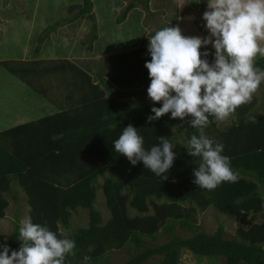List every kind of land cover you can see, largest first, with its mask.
<instances>
[{
	"label": "trees",
	"instance_id": "trees-1",
	"mask_svg": "<svg viewBox=\"0 0 264 264\" xmlns=\"http://www.w3.org/2000/svg\"><path fill=\"white\" fill-rule=\"evenodd\" d=\"M82 2L81 6L71 4L76 14L69 19L67 32L61 34L68 39L66 52L56 47V54H81L87 56L88 63L77 64L67 58L48 60L42 68L41 60L2 63L26 84L31 85V76L38 78L45 73L62 76V84L59 94H48L46 114L0 129V218L9 206L6 195L18 185L33 223L46 225L59 238L75 241V255L68 256L65 264H103L101 260L111 251L124 247L127 259L115 264H142L155 256L158 264H180L182 250L192 253L197 262L264 264V220L252 223L249 219L250 213L264 209V110L255 111V96L235 111L229 124L221 126L213 121L205 129L209 138L224 145L222 154L230 158L238 181L225 182L213 191L197 187L194 169L200 158L187 152L191 136L199 134L190 127L191 117L172 119L169 113L149 123L148 116L154 115L152 107L162 106L148 98L151 81L147 86L137 84L132 72L110 76L93 66L98 55L116 48L112 49L115 44L103 47L106 36L94 32L93 43L85 48L83 41H74L83 15L87 14L93 31H104L92 22L95 0ZM14 8L11 1L3 18L11 19ZM142 14L131 2L118 19L127 17L129 24L139 23ZM73 46L78 53L71 52ZM112 52L105 58L111 60ZM116 53L118 62H125L124 52ZM255 65L264 70V56L256 57ZM130 124L143 137L146 150L158 145L159 137L169 139L176 158L165 174L167 179L144 168L142 162L133 166L125 156L115 153L113 141ZM98 186L110 212L107 220L94 205ZM12 198L17 199L15 195ZM209 206L240 223L234 236L226 238L221 224L213 232L200 229L198 212ZM130 208L136 211L132 216ZM83 209L88 211L87 226L71 228L73 213ZM19 227L16 217L11 234H0V244L19 250ZM86 255L91 257L89 261L84 260Z\"/></svg>",
	"mask_w": 264,
	"mask_h": 264
},
{
	"label": "clouds",
	"instance_id": "clouds-1",
	"mask_svg": "<svg viewBox=\"0 0 264 264\" xmlns=\"http://www.w3.org/2000/svg\"><path fill=\"white\" fill-rule=\"evenodd\" d=\"M203 14L209 36H185L179 27H165L148 36L151 60L146 62L150 85L148 98L154 115L147 120H159L166 114L172 119L191 117L190 127L198 130L187 144L191 157L200 158L194 169L193 183L213 191L225 182L238 181V173L223 155L224 145L209 138L205 129L214 121H226L242 105L251 103L253 95L264 82V70L256 67V57L264 56V0H207ZM119 12V8H113ZM211 45L215 49L213 63L201 52ZM213 119L210 120L209 118ZM150 150L133 125L125 127L113 141L115 153L125 156L135 166L167 179L176 154L166 137ZM163 179V180H164ZM19 250H10L0 244V264H65L68 256L75 255L73 239L59 238L46 225L33 223L31 217L20 221ZM9 252L11 254L9 255ZM91 257L85 256L89 261Z\"/></svg>",
	"mask_w": 264,
	"mask_h": 264
},
{
	"label": "rangeland",
	"instance_id": "rangeland-1",
	"mask_svg": "<svg viewBox=\"0 0 264 264\" xmlns=\"http://www.w3.org/2000/svg\"><path fill=\"white\" fill-rule=\"evenodd\" d=\"M11 1L14 2L15 6L13 11L10 12L12 18L4 19L3 16L8 15V12L4 9L7 8ZM187 1L194 9L200 8V15L208 10L207 0ZM131 2L135 4L137 10H141L143 13L139 23L129 24L127 17L119 21L121 14L124 13V10ZM71 4H79L81 6L83 2L82 0H0V129L29 121L41 114H46L41 112H44L46 106L50 103L47 101L48 94H50V91L59 94L60 85L62 84V76L54 74L49 77L46 73L41 77L39 76L40 78L31 76V85L26 84L6 70L2 64L4 61L41 60L40 68L44 67L48 60L62 58H67L77 64L88 63V60H86L87 56L77 55L76 53L79 50L75 51L74 46L71 51L76 54L74 56L67 54L68 56L63 57L64 53L56 54V47L62 48L61 50L66 52L65 45H67L68 39L65 37L61 38V34L67 32L69 19L76 14V7L70 8ZM93 4L92 14L94 15V20L92 22L95 24L99 23L104 28V31H98L97 29L93 31L92 25L90 26L91 22L88 21L86 14L82 16L83 18L80 17L82 20V25L79 28L80 34L74 41L78 43L83 41L85 43L83 48H85L88 44L93 43L91 40L93 32L99 37L102 35L106 36L105 41L102 42L104 44L101 45L105 47V44L111 46L115 44L112 49H116L113 52L110 51L114 53L112 57L110 56L112 61L105 58L106 54L109 55L110 52H103L97 56L98 59L93 60V62L97 63V65L94 64L93 66L106 70L110 76L132 72L137 84L143 82L142 84L146 85L150 78L145 64L151 60V55L148 51L149 41H143V37L146 33V36H149L154 34L156 30L165 28L161 21L162 12L167 16L164 18V22L170 23L167 27H175V24H171L174 19H177L174 13V0H95ZM114 7L119 8V12L113 11ZM166 8L169 10L167 11ZM99 14H102L101 17ZM186 18L184 16L179 22L180 25L177 24L176 27L187 31L193 30V21H189V18ZM205 24L206 22L204 21V32H201V34L203 33L204 36L208 37L209 32L205 29ZM197 28L199 29L198 24ZM260 43L264 47V41ZM36 48L39 49V52H37L39 55L35 53ZM206 50L209 53V63H213L212 54L214 50L211 48ZM118 51L124 52L125 62H118L119 58L116 56ZM80 53L84 54V50H81ZM257 57L261 56L258 55ZM254 96L257 103L254 107L255 111L264 110V82L261 83ZM251 117H253L252 112ZM234 118L235 113L226 121L219 123V125H227ZM102 181L103 176L98 179V185ZM12 195H15L17 199L13 200ZM6 196L9 200V206L6 209L5 216L0 218V234L2 235L11 234L16 217L19 219V223L22 219L28 217L24 199L25 194L18 185L14 186L12 193ZM94 205L101 211L103 219L107 220L110 212L105 206L104 195L99 186ZM135 213L134 209H129L131 216ZM197 218L200 229L206 232L215 231L217 226L221 224L225 230L226 238L234 236L236 228L240 225L233 217L219 212L213 206H209L203 212H198ZM249 219L252 223L263 221L264 209L258 213H250ZM87 223L88 211L86 209L73 213L71 228L87 226ZM63 231L67 232L68 230ZM163 240L164 238H160L159 241L162 242ZM127 255V247L113 250L101 260V263L115 264L123 262L127 259ZM156 259L157 256L142 264H158ZM180 264H221V260L214 262V260L203 259L202 262H197L192 253L182 250Z\"/></svg>",
	"mask_w": 264,
	"mask_h": 264
},
{
	"label": "crops",
	"instance_id": "crops-1",
	"mask_svg": "<svg viewBox=\"0 0 264 264\" xmlns=\"http://www.w3.org/2000/svg\"><path fill=\"white\" fill-rule=\"evenodd\" d=\"M171 1H173V0H171ZM186 1L187 0H174V5H175L174 13H175V16L177 17V19L176 20L174 19V21H172L171 24H173V25L175 24V27H176L177 24L180 25L179 24L180 20L183 19V17L185 16V17L189 18L188 19L189 21H193V23H192L193 30L187 31V30H184L183 28H180L181 30L183 29L182 30V34L185 35V36H199V37H202V38H206V36H204L203 33L201 34V32H204V20H203V14L204 13L202 12L201 15H200V8L194 9L193 7H191L189 5L188 1H187V3H186ZM166 10L168 11L169 9L166 8ZM161 16H162V20L161 21L163 22L162 24L165 25L164 27H167L168 24H170V23L164 22V18H166L167 16L165 15L164 12L161 13ZM197 24L199 25V29L197 28ZM154 29H156V28H154ZM205 29H206V26H205ZM154 34H150V35H154ZM146 35H147V33H146ZM146 35L143 37L144 38L143 41L148 42L149 39H148V36H146ZM0 37H1V33H0ZM207 48H211V49L214 50V52L212 54V58H213V61H214L215 49L211 45H207L206 47H202L201 48V52H205V51L207 52V50H206ZM206 59L208 61H210L209 55L206 57ZM41 113H43V112H41ZM25 203H26V201H25ZM26 206L28 208L27 203H26Z\"/></svg>",
	"mask_w": 264,
	"mask_h": 264
}]
</instances>
